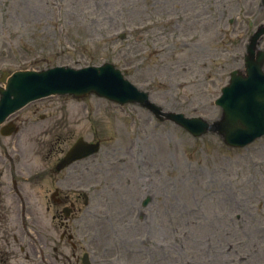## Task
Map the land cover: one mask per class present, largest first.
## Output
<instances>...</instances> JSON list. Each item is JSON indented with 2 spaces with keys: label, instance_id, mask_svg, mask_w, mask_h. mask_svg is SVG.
<instances>
[{
  "label": "rangeland",
  "instance_id": "rangeland-1",
  "mask_svg": "<svg viewBox=\"0 0 264 264\" xmlns=\"http://www.w3.org/2000/svg\"><path fill=\"white\" fill-rule=\"evenodd\" d=\"M10 2L8 11L9 2L1 4L0 45L6 34L25 35L38 65L112 60L164 109L207 120L220 114L214 100L229 71L242 66L238 35L246 38L264 17L260 0H56L53 11L35 0ZM121 30L124 40L112 37ZM34 62L0 59V69ZM44 102L55 112L47 126L56 128L30 146L55 151L49 165L79 136L101 141L95 157L58 175L46 167L39 174L59 179L64 191L79 184L89 194L97 233L106 232L111 247L118 242L125 254L122 247L131 246L140 264H264V135L228 148L215 134L194 138L135 104L94 95Z\"/></svg>",
  "mask_w": 264,
  "mask_h": 264
},
{
  "label": "water",
  "instance_id": "water-1",
  "mask_svg": "<svg viewBox=\"0 0 264 264\" xmlns=\"http://www.w3.org/2000/svg\"><path fill=\"white\" fill-rule=\"evenodd\" d=\"M76 81V79H74L73 77H71L70 75L64 73L63 71H59V72H56L54 75H52L51 77L48 76L47 79H46V92H50V91H56V90H59L56 86H55V83H62L64 85H68L69 83L71 82H74ZM90 83V81H87L85 83H83L82 85H78V86H75V87H72L70 89H64V91H68V92H72V91H79L77 89H79L80 87L82 86H86ZM1 113L0 112V117H1Z\"/></svg>",
  "mask_w": 264,
  "mask_h": 264
},
{
  "label": "flooded vegetation",
  "instance_id": "flooded-vegetation-1",
  "mask_svg": "<svg viewBox=\"0 0 264 264\" xmlns=\"http://www.w3.org/2000/svg\"><path fill=\"white\" fill-rule=\"evenodd\" d=\"M7 243L10 244V243L8 242V240H7ZM6 262H7V259H5V258H0V264H6Z\"/></svg>",
  "mask_w": 264,
  "mask_h": 264
}]
</instances>
